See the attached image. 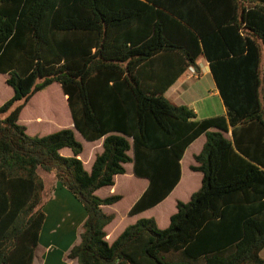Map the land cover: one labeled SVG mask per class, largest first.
<instances>
[{
	"label": "trees",
	"instance_id": "obj_1",
	"mask_svg": "<svg viewBox=\"0 0 264 264\" xmlns=\"http://www.w3.org/2000/svg\"><path fill=\"white\" fill-rule=\"evenodd\" d=\"M263 55L264 0H0V75L12 91L0 104V264L33 262L50 199L40 171L85 211L66 253L77 264H264ZM200 56L225 113L197 119L164 92L189 67L199 74ZM54 82L72 127L30 135L20 112ZM45 100L34 107L54 120L60 109ZM76 132L101 142L89 170ZM200 135L189 165L199 185L167 225L140 217L109 242L123 224L107 231L115 215L103 207L123 196L97 191L130 164L147 184L127 216L154 207Z\"/></svg>",
	"mask_w": 264,
	"mask_h": 264
},
{
	"label": "crops",
	"instance_id": "obj_2",
	"mask_svg": "<svg viewBox=\"0 0 264 264\" xmlns=\"http://www.w3.org/2000/svg\"><path fill=\"white\" fill-rule=\"evenodd\" d=\"M199 58H202L203 61L202 62L199 61ZM197 63L200 67L199 74H196L195 72H191L190 69L182 72L176 78V80L166 89L164 95L166 92H168L170 93L171 97H173L174 100L180 101L178 105H187L188 107L193 109L197 119L207 118L218 114H224L225 107L219 96L215 83H213L214 85L210 89L207 88L204 93H199V94L196 92L195 89L189 88V82L193 79H199L202 76L203 69L205 70V72L210 73V70L207 65V61L202 56L198 57ZM261 68L263 73V79L260 87V93L264 102V55L262 58ZM172 103L175 104V102ZM225 135L228 136L229 132L226 133ZM204 139H205L204 136L200 135L185 150L181 159L180 180L173 188V190L169 193V195L160 203L156 204L154 207L144 210L137 215L131 216L132 219L129 221L128 224L133 223L136 219L140 217H153V218L158 217L159 219L156 221L158 227L162 228L167 225L169 215L176 210L175 201L176 200L186 201L189 198L190 194L199 185L198 182L201 179V174L199 172H193V171L188 172V169H189V165L193 163V155L199 152L204 142ZM96 142L97 144H99L100 140H96ZM100 150H101L100 147L99 148L95 147L94 149L95 153H93V155L89 158V162H88L89 165L87 168L84 167L85 169L87 170L90 169L91 166L90 163H92L95 154L100 152ZM60 152L63 153L64 152L63 149H61ZM188 152H190L189 156L192 157V161H190V164H188ZM185 156L187 157V162L184 165ZM51 180H52V190L54 188L56 189L59 184H56L53 179ZM146 184L147 182L146 180H144L140 189L132 197L131 201L128 204V207H126V211L128 210L131 203L141 194ZM52 196L53 195L51 194L50 201H53ZM169 199L172 200L171 202L172 206L162 207ZM108 207L109 206L103 207V209L109 211ZM75 208L76 209L74 210L73 207L72 209H67L66 207H58V209H56V213L59 220L57 221L56 224H54L53 221H50L51 212L49 210V207L46 206L42 207L45 213V218L38 236L37 250H39V252L36 251V255L33 259L32 264H77L75 260L68 259L66 257V253L69 250V248L75 243H77L79 240L80 226L85 218L84 209L81 210L80 207H75ZM164 218H166L165 221H163ZM123 226L124 224L120 228L115 229L113 232L108 233L107 240L109 242L112 241L115 238V236L118 234V232L122 229ZM260 256L264 259V247L260 251Z\"/></svg>",
	"mask_w": 264,
	"mask_h": 264
},
{
	"label": "rangeland",
	"instance_id": "obj_3",
	"mask_svg": "<svg viewBox=\"0 0 264 264\" xmlns=\"http://www.w3.org/2000/svg\"><path fill=\"white\" fill-rule=\"evenodd\" d=\"M199 61H203L202 58H199ZM5 75H0V104L8 97H10L12 91L10 87H8L4 83ZM213 79L210 75V73L205 72L203 69L202 76L199 79H193L189 82V88H193L196 90V92L204 93L206 89H210L213 84ZM188 88V89H189ZM42 93H39V95L34 96L32 101H28L26 105L23 107V109L20 112L18 123L25 126L26 132L30 135H42L47 134L53 131H56L58 129L64 128V127H72L71 119H69L70 115L69 112L67 116L65 115V111H68L66 106L65 96L63 98L62 91L60 89V86L58 83H51L49 86H47L44 91H41ZM51 96L56 101L57 108L60 109V116H56L54 120H47L44 113L39 112V108L37 109L36 105L42 104L40 103L42 100H45V98ZM165 96L172 102H175V104H179L180 101H176L171 97L170 93L166 92ZM63 100V104H62ZM46 101V100H45ZM63 116H62V115ZM65 115V117H64ZM40 117V120H38ZM76 140H78L82 145V152L80 153L79 157L82 160L84 167L87 168L89 165V158L95 153L94 149L95 147H100V143H95L85 141L77 132L74 133ZM62 155L69 156L71 155V151L68 148H63ZM190 152H188V164H190V161H192V157L189 156ZM187 162V157L184 158V165ZM91 164V163H90ZM125 173L122 175H116L114 177V185L112 187H102L97 191V195L99 196H106L111 193H120L123 197L121 200L112 204L109 206V212H113L115 215V218L113 220V226L109 225L107 227V231L110 232V230L114 229L115 227H119L120 225L124 224L127 225L129 221L132 219L131 217H128L126 215V207H128L129 202L131 201L132 197L135 195V193L140 189L142 183L144 182V179L142 178H136L131 173V165L126 164L125 165ZM188 172H192L190 169H188ZM41 176L43 177V181L46 187V191H48L49 196H52V200H47V202L43 205V207H49L50 210V221H53L54 224L57 223L59 218L57 217L56 209L58 207H66L67 209H73L75 210V207H80L81 210L82 204H80L79 201H77L71 193L61 185H58L57 188L52 190V177L51 174L40 171ZM194 175V174H192ZM190 176V175H188ZM196 182V180H195ZM199 183V182H198ZM112 188V189H111ZM111 189V190H110ZM46 193V192H45ZM172 200L169 199L162 207H171L172 206ZM78 205V206H77ZM107 209V208H105ZM159 218L154 217V221L156 222ZM166 218H164L163 221H165ZM61 222V221H59ZM39 252V250H37Z\"/></svg>",
	"mask_w": 264,
	"mask_h": 264
},
{
	"label": "built area",
	"instance_id": "obj_4",
	"mask_svg": "<svg viewBox=\"0 0 264 264\" xmlns=\"http://www.w3.org/2000/svg\"><path fill=\"white\" fill-rule=\"evenodd\" d=\"M189 69L191 70V72H194L193 68L192 67H189Z\"/></svg>",
	"mask_w": 264,
	"mask_h": 264
}]
</instances>
